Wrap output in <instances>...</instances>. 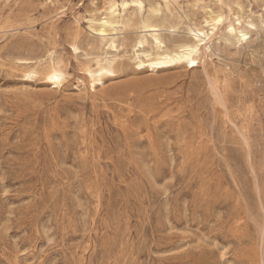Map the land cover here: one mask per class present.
Listing matches in <instances>:
<instances>
[{
    "label": "rangeland",
    "instance_id": "1",
    "mask_svg": "<svg viewBox=\"0 0 264 264\" xmlns=\"http://www.w3.org/2000/svg\"><path fill=\"white\" fill-rule=\"evenodd\" d=\"M0 264H264V0H0Z\"/></svg>",
    "mask_w": 264,
    "mask_h": 264
},
{
    "label": "bare ground",
    "instance_id": "2",
    "mask_svg": "<svg viewBox=\"0 0 264 264\" xmlns=\"http://www.w3.org/2000/svg\"><path fill=\"white\" fill-rule=\"evenodd\" d=\"M238 7L241 8V5H238ZM113 13H116L115 7L113 8ZM238 21L240 28L237 30L235 25L230 22L226 16L217 14L214 17H211L210 20L206 21V27L209 29L205 30L196 25L190 26V40L187 42H178L172 46L160 34V26L151 20H147L145 28L151 33L153 47L146 50L145 41L140 42V46L144 49L143 51H146L137 55V58L140 61V66L142 68L147 65L154 71L186 63L190 65V68H196L203 55L206 57L211 51L212 38L223 26H225L226 23H228L226 30L229 36L236 38L238 42L247 41L249 39V29L254 28L253 24L248 25L249 29H247L245 27L243 28L240 17ZM110 26L111 24L105 20L99 23V33L103 35L104 38L107 37V32ZM51 78L56 83L62 79V76L59 73L54 72L52 73Z\"/></svg>",
    "mask_w": 264,
    "mask_h": 264
}]
</instances>
